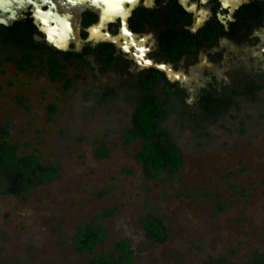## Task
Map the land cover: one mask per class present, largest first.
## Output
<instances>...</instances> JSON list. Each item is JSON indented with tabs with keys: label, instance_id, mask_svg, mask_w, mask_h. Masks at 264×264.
I'll return each mask as SVG.
<instances>
[{
	"label": "rangeland",
	"instance_id": "1",
	"mask_svg": "<svg viewBox=\"0 0 264 264\" xmlns=\"http://www.w3.org/2000/svg\"><path fill=\"white\" fill-rule=\"evenodd\" d=\"M33 64H0V125L20 154L37 152L61 168L26 198L0 194V264H87L75 233L88 222L106 230L95 253H113L125 238L134 264H204L210 254L240 262L264 248V87L260 101L237 95L238 105L212 121L196 103L199 87L180 85L163 126L181 146L183 166L147 178L134 156L140 141H123L132 117L124 78L111 70L96 79L73 65L65 88L40 60ZM106 86L116 87L115 97L98 104ZM101 142L109 146L103 160ZM146 214L164 220L165 243L146 238L139 222Z\"/></svg>",
	"mask_w": 264,
	"mask_h": 264
},
{
	"label": "flooded vegetation",
	"instance_id": "2",
	"mask_svg": "<svg viewBox=\"0 0 264 264\" xmlns=\"http://www.w3.org/2000/svg\"><path fill=\"white\" fill-rule=\"evenodd\" d=\"M148 2L151 7L145 0H135L133 4L129 0H0V18L9 21L12 15L17 16L7 25L0 23V64L7 59L18 66L17 62L25 55L17 46H4V41L11 38L21 44L25 41L31 44L34 60L41 57L46 62L58 58L66 70L73 65L88 67L96 79L99 74L113 70L124 78L122 85L126 91L140 80L154 78V91L163 94L170 85L172 96L182 92L180 78L189 75L188 70L179 66L182 61L188 67L201 62H207L209 66L220 63L227 50L225 41L243 44L254 37V30L264 26V0ZM111 6L122 8L125 17L119 13L105 25H100L104 10ZM39 13H47L52 30L67 35L68 43L64 47L50 40L42 28L46 23L38 17ZM97 26L101 33L111 37H92L90 29ZM124 30L137 41L146 38L145 60L151 61L150 64L136 59L134 47L126 49L125 38L120 35ZM182 34L186 35L190 47L178 50L175 42ZM54 38L59 40V34ZM202 53H207L209 60H204ZM163 66L181 72V77H171ZM206 73L212 79L199 88L196 103L200 108V98L205 93H224L234 99L243 95L244 88L253 82L264 85L259 78L252 77L228 92V86L219 83L213 70H206ZM109 89L116 92L114 86H106L103 92Z\"/></svg>",
	"mask_w": 264,
	"mask_h": 264
},
{
	"label": "trees",
	"instance_id": "3",
	"mask_svg": "<svg viewBox=\"0 0 264 264\" xmlns=\"http://www.w3.org/2000/svg\"><path fill=\"white\" fill-rule=\"evenodd\" d=\"M173 22V20H170ZM170 33V31H169ZM175 46L180 49L190 47L186 35H179ZM30 45V46H29ZM27 42L22 44L17 40L8 38L4 46H17L23 49L25 55L17 64L23 70H32L35 66L31 53L34 47ZM170 45V44H169ZM189 45V46H188ZM27 51V52H26ZM38 59V58H37ZM41 64L48 68L47 74L52 81L65 80V88L71 85V79L66 76V66L58 58H51L44 62L39 57ZM158 77V76H157ZM155 79L140 80L127 90L128 100L132 105L131 122L124 133V144L131 145L136 140L140 141V148L135 152V159L142 167L147 178H156L165 173L177 174L184 163V153L172 133L163 125L167 116L174 110L171 100L170 85L164 93L154 91ZM264 85L253 82L242 91V94L251 101L261 100L260 90ZM115 97L112 89L102 92L98 104L104 103ZM201 108L207 116L216 121L220 115L238 102L233 96L224 93H205L200 98ZM51 112L55 107L50 108ZM0 194H11L16 197L26 198L35 187L52 181L60 171L58 162L44 163L37 152L20 154L16 143L8 140L7 129L0 125ZM109 156V146L101 142L96 147V157L99 160ZM145 236L156 244H163L169 238V232L164 220L155 214H146L139 220ZM106 239V230L101 224L92 222L82 223L77 226L75 233V249L87 253V264H134V250L130 242L121 238L115 242L114 252L106 254L95 253L96 246ZM204 264H264V248L256 249L252 256L245 261H234L223 255H208Z\"/></svg>",
	"mask_w": 264,
	"mask_h": 264
},
{
	"label": "water",
	"instance_id": "4",
	"mask_svg": "<svg viewBox=\"0 0 264 264\" xmlns=\"http://www.w3.org/2000/svg\"><path fill=\"white\" fill-rule=\"evenodd\" d=\"M132 4L135 0H129ZM185 2V1H184ZM122 14L124 17V10L122 8H116V6L108 7L104 10L102 14V22L100 25H105L107 21L111 18H114L117 14ZM38 17H41L43 21L46 23L42 26V28L49 34L50 40H54L58 45H66L68 43V37L66 34L59 33L57 31L52 30V27L48 24V15L47 13H39ZM13 19H17L16 15H12L11 19L8 21L10 23ZM91 36L95 38H106L111 37L108 34H103L100 31V26L93 27L90 29ZM59 34L60 39L55 40V35ZM125 38L124 46L126 49H130L134 47V56L136 59L144 64H150L151 61L145 60V40L143 38L137 41L133 35H129V33L124 30L120 34ZM252 39L250 41H246L243 44L236 45L232 44L229 41H225L224 44L227 46V50L225 52V57L222 62L217 64H209L206 62L196 63L192 66H186L185 61L179 64L184 70H188V76L184 78H180V85L187 87H201L203 85L206 86L208 82L212 79L211 75L206 73V70H213L218 77V81L221 85H236L242 82L249 81L252 77H261L264 75V40L261 39L260 36L252 35ZM153 42V41H151ZM150 42V43H151ZM201 57L204 60H209L207 57V53H202ZM208 66V67H205ZM168 70V73L171 77H181V72H174L170 67L163 66ZM219 84V85H220Z\"/></svg>",
	"mask_w": 264,
	"mask_h": 264
},
{
	"label": "clouds",
	"instance_id": "5",
	"mask_svg": "<svg viewBox=\"0 0 264 264\" xmlns=\"http://www.w3.org/2000/svg\"><path fill=\"white\" fill-rule=\"evenodd\" d=\"M145 3L148 4L149 7H151V3L148 2V0H145ZM0 23L7 25L8 20L0 18ZM253 35L260 36L262 40H264V26H261L260 28L254 30ZM38 39V38H37ZM60 47H64V45H59Z\"/></svg>",
	"mask_w": 264,
	"mask_h": 264
}]
</instances>
